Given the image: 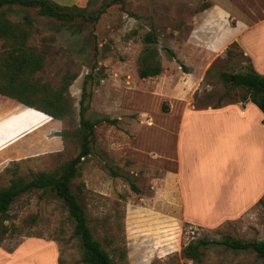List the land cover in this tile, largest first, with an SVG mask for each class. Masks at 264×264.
<instances>
[{
  "label": "rangeland",
  "instance_id": "1",
  "mask_svg": "<svg viewBox=\"0 0 264 264\" xmlns=\"http://www.w3.org/2000/svg\"><path fill=\"white\" fill-rule=\"evenodd\" d=\"M54 1L86 7L88 12L103 4V0ZM211 7L228 19V25L243 20L254 26L241 38L247 48L234 39L225 49L210 52L221 31L206 27L214 16L208 13ZM8 16L13 22H23L26 16L33 21L29 42L46 56L39 79L59 88L65 76H76L67 92L76 115L72 120H56L0 96V187L8 186L13 177L5 171L7 167L18 164V173L30 179L36 172L55 171L79 153L75 134L79 101L90 74L88 88L93 96L87 115L93 120L109 116L119 122L96 125L92 154L73 180L72 191L114 263L132 264L131 252L141 245L152 255L133 264H263L254 251H234L219 244H210L202 260L195 262L183 255L182 247L204 237L264 241V194L245 211L210 221L186 212L171 188L170 176L179 156L185 190L189 187L200 201L227 186L247 190L254 199V184H263L264 114L256 105L245 104L244 90L227 87L221 73L256 68L264 75V0H126L124 5L109 7L96 22L78 18L72 25L43 16L35 8L15 7ZM148 32L157 36L153 46L162 65V72L153 77H143L139 69L146 47L143 37ZM3 44L0 38V51ZM234 103H241L246 113L232 107L189 112L177 148L179 119L186 108ZM239 117L247 119V132L240 138L231 134L224 152L212 140L210 130L233 128ZM62 130L70 133L58 135ZM0 221L7 228L0 246L12 249L29 236L50 239L59 244V262L81 263L83 248L73 235L75 221L52 191L20 195L7 219ZM39 246L28 245L39 260L43 255L50 260L53 247H46V252L35 249Z\"/></svg>",
  "mask_w": 264,
  "mask_h": 264
},
{
  "label": "trees",
  "instance_id": "2",
  "mask_svg": "<svg viewBox=\"0 0 264 264\" xmlns=\"http://www.w3.org/2000/svg\"><path fill=\"white\" fill-rule=\"evenodd\" d=\"M125 2L126 0H103L100 9L88 12L86 7L62 5L54 0H0V38L4 39L0 51V96L34 108L52 119L72 120L76 115V109L67 96L69 86L76 76H65L64 83L59 88H53L50 83L39 79L37 74L45 68L46 56L29 42L34 27L33 21L26 16L23 22H13L8 16L9 10L15 7L35 8L43 16L60 20L65 25H72L78 18L96 22L109 7L115 4L124 5ZM143 41L146 47L139 58L140 74L143 77L157 76L162 72L159 51L153 46L154 43L157 44V36L154 32H148ZM172 54L175 55L174 52ZM89 77L90 74L83 82L78 110L79 127L75 131L80 144L79 153L55 171L36 172L30 179L18 173V164H14L13 168L7 167L5 171L12 173L13 177L8 186L0 187V218L7 219L11 205L20 195L33 190L52 191L64 201L70 217L75 221L73 235L79 238L83 248L80 264H115L110 252L94 236L85 207L72 191L73 180L80 174L81 166L92 154L96 125L102 121L114 125L119 122V119L109 116L93 120L87 115L93 96V91L88 88ZM221 77L227 87L244 90V100L254 103L264 114L263 74L251 68L235 73L223 71ZM69 133L68 130H62L58 135L65 137ZM109 169L114 175H119L117 170L111 167ZM133 188L136 189V186L133 185ZM3 223L0 221V242L7 233ZM210 244L223 245L234 251H254L264 264L263 240L249 241L231 236L222 239L204 237L183 246L182 253L186 258L200 262Z\"/></svg>",
  "mask_w": 264,
  "mask_h": 264
},
{
  "label": "crops",
  "instance_id": "3",
  "mask_svg": "<svg viewBox=\"0 0 264 264\" xmlns=\"http://www.w3.org/2000/svg\"><path fill=\"white\" fill-rule=\"evenodd\" d=\"M82 1L83 0H80V2ZM216 7L224 10L228 14V16L230 15L229 12L223 7L220 6H216ZM216 7L215 8L211 7L210 11L208 12L209 14H213L214 16L211 17L212 20L210 23L207 24L206 27H209L216 32L218 31V29H220L221 31H218L216 33L218 34V37L217 40L213 41L214 43L210 45L211 46L210 52L221 51L225 49L228 46L229 42L233 41L234 39H239L242 47L247 48L245 41L242 40L241 38L244 39V37L251 32L254 26L250 27L248 23L243 20H240L236 26L228 25L229 23L228 19H226L225 21L224 20L225 17L223 18L220 17L218 11L216 10L217 9ZM216 17L218 18L219 21L215 20ZM241 40L244 42H242ZM256 40L257 42L260 41V39H256ZM247 51L250 52L248 49ZM245 104L250 106L251 104L254 103L248 101ZM230 107L236 108L237 110H240L241 108L242 112L246 113V108L243 107L241 103L221 105L219 107L209 106L203 108H196V107L186 108L183 111L181 118L179 119V128L176 139L177 148H179V146L181 145L185 123L187 118L189 117L186 116L188 115L189 112L191 111H193V113L194 112L200 113L204 111L214 112L215 110L221 111ZM239 123H241V128L239 127ZM248 124L249 123L246 118L239 117L237 124H235L233 128L225 127V128H220L218 131L211 129L210 133L213 136L212 140H215V144L218 143V145L222 148V150L224 152H227L228 145L230 144L229 142H227V140H229L228 139L229 136L231 134H235L238 138H240V135H243L247 132ZM257 130H258L257 132L259 133L260 128H257ZM175 159L178 164V167L175 171L171 172V176H170L172 182L171 188H173L174 193L177 195L176 197L178 199H181V204L184 206L186 212H188L192 216L197 215V218H200L199 216H205V219H208L210 221L211 220L218 221L221 218L220 215H225V214L229 215V213L237 215L238 213L245 211L249 206L255 204L257 200L261 197V195L264 194V182H263V184H260L258 186L254 184L255 191H257V195L254 199H252L248 195L247 190L235 191L231 187L227 186V187H221L217 192L213 191L209 193L208 197L204 198L205 200L200 201L194 196L192 190L189 187H187V190H185L181 176L182 166L180 165V158L179 156H176ZM210 216L213 217L211 218ZM176 229H179V226H177ZM170 230L172 231L173 229L171 228ZM176 232H178V230L174 232L175 235H177L176 237H178V233ZM168 233H170V231ZM168 233L166 232L165 235L166 236L169 235ZM168 239H170V237ZM164 240L165 239L161 240V242ZM175 240L177 241V239ZM34 243H38V244L40 243V246L35 249L46 250V252H47L46 247H53L50 248L51 250H53V254H49V256L51 257L50 260H46V256L44 255L40 258L41 260H39L38 257L34 255L33 251H31L33 248L28 247L29 244H34ZM160 246L161 245H158V247ZM142 247L143 246L141 245L140 247L135 246L134 249L132 250L130 255L132 264L133 261L140 260L145 255H150V256L152 255V253L151 254L145 253ZM32 255H34V257H32ZM59 257H60V249L57 241L44 239L40 237H34V236L25 237L12 249H8L4 246H0V264H61L59 262Z\"/></svg>",
  "mask_w": 264,
  "mask_h": 264
}]
</instances>
